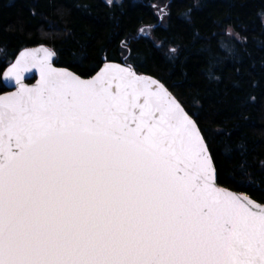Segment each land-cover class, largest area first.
I'll use <instances>...</instances> for the list:
<instances>
[{
    "label": "snow or ice",
    "instance_id": "snow-or-ice-1",
    "mask_svg": "<svg viewBox=\"0 0 264 264\" xmlns=\"http://www.w3.org/2000/svg\"><path fill=\"white\" fill-rule=\"evenodd\" d=\"M53 56L0 68V264H264V203L218 186L162 82L117 63L85 79Z\"/></svg>",
    "mask_w": 264,
    "mask_h": 264
},
{
    "label": "trees",
    "instance_id": "trees-1",
    "mask_svg": "<svg viewBox=\"0 0 264 264\" xmlns=\"http://www.w3.org/2000/svg\"><path fill=\"white\" fill-rule=\"evenodd\" d=\"M160 1L0 0V68L40 44L82 78L133 65L196 120L218 185L264 203V0Z\"/></svg>",
    "mask_w": 264,
    "mask_h": 264
},
{
    "label": "water",
    "instance_id": "water-1",
    "mask_svg": "<svg viewBox=\"0 0 264 264\" xmlns=\"http://www.w3.org/2000/svg\"><path fill=\"white\" fill-rule=\"evenodd\" d=\"M38 47H45V48H47V49H49L50 51H52V49H50L48 46H46V45H44V44H40V45H37V46H34V47H27V49H34V48H38ZM24 49H26V48H24ZM24 49H22L21 51H23ZM53 52V51H52ZM54 53V52H53ZM19 54V53H18ZM17 54V55H18ZM16 55V56H17ZM15 56V57H16ZM15 59V58H14ZM14 59L12 60V62L14 61ZM55 59H56V54L54 53V56H53V59H52V63H53V66L54 67H57V68H61V67H58V66H56L54 63H55ZM105 63H117V62H105ZM104 63V64H105ZM103 64V65H104ZM117 64H121V65H124V66H127V65H129V64H126V63H124V62H122V63H117ZM102 65V66H103ZM8 66V65H7ZM101 66V67H102ZM100 67V68H101ZM99 68V69H100ZM63 69H66V68H63ZM99 69H98V71H99ZM66 70H68V71H70L69 69H66ZM72 72V71H71ZM140 74V73H139ZM27 75V77H28V79L26 80V82L27 83H30V84H34L35 83V80L36 79H38V74H26ZM95 75V74H94ZM93 76V75H92ZM90 78V77H89ZM154 78V77H153ZM85 79H87V78H85ZM1 81H2V79H1ZM31 81V82H30ZM2 84L4 85V87H5V89H6V91L5 92H7V91H12V90H14V88L13 87H11V86H9L6 82H3L2 81ZM218 184V183H217ZM219 186V185H218ZM219 187H221V186H219ZM221 188H224V187H221ZM226 189V188H225ZM227 190H229V191H232V190H230V189H227ZM232 192H235V191H232ZM235 193H238V194H241V195H246V194H243V193H240V192H235ZM258 203V202H257Z\"/></svg>",
    "mask_w": 264,
    "mask_h": 264
},
{
    "label": "rangeland",
    "instance_id": "rangeland-1",
    "mask_svg": "<svg viewBox=\"0 0 264 264\" xmlns=\"http://www.w3.org/2000/svg\"><path fill=\"white\" fill-rule=\"evenodd\" d=\"M106 2H112L114 0H105ZM167 0H161L159 3H157L156 7H155V10H156V13H157V17H159L160 19H163L164 17V13L165 11H163V14L161 13V10L165 9V3H166Z\"/></svg>",
    "mask_w": 264,
    "mask_h": 264
}]
</instances>
